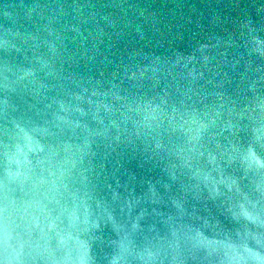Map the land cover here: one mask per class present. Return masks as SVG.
Instances as JSON below:
<instances>
[{"label":"water","instance_id":"water-1","mask_svg":"<svg viewBox=\"0 0 264 264\" xmlns=\"http://www.w3.org/2000/svg\"><path fill=\"white\" fill-rule=\"evenodd\" d=\"M0 264H264V0H0Z\"/></svg>","mask_w":264,"mask_h":264}]
</instances>
